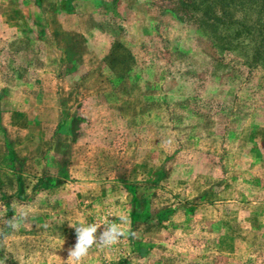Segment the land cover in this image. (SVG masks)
Wrapping results in <instances>:
<instances>
[{"label":"rangeland","instance_id":"1","mask_svg":"<svg viewBox=\"0 0 264 264\" xmlns=\"http://www.w3.org/2000/svg\"><path fill=\"white\" fill-rule=\"evenodd\" d=\"M173 8L0 0V264H66L70 224L121 216L81 264H264V13L233 11L254 41Z\"/></svg>","mask_w":264,"mask_h":264},{"label":"trees","instance_id":"2","mask_svg":"<svg viewBox=\"0 0 264 264\" xmlns=\"http://www.w3.org/2000/svg\"><path fill=\"white\" fill-rule=\"evenodd\" d=\"M172 7V12L181 21L187 20V13L197 14L199 16L200 25H208V27L218 29L225 27L227 30L235 24H241L239 20L233 19V11L236 8L249 10H259L264 13V0H169ZM198 22V23H199ZM210 25V26H209ZM256 25V24H255ZM243 28H249L248 34L251 35L254 41H257L260 36V46H257L255 56L258 62L264 65V22L261 23L258 29L261 33L256 37V33L251 32V28L246 23H242ZM245 30V29H244ZM239 31V30H238ZM256 37V40H255ZM127 264V263H123Z\"/></svg>","mask_w":264,"mask_h":264},{"label":"clouds","instance_id":"3","mask_svg":"<svg viewBox=\"0 0 264 264\" xmlns=\"http://www.w3.org/2000/svg\"><path fill=\"white\" fill-rule=\"evenodd\" d=\"M13 211L15 214L11 218L3 219L2 224L5 228L18 230L27 222L29 213L27 210L17 211L13 209ZM119 220L121 222L119 224L115 221L99 225L96 223H81L79 226L70 224L75 229L76 242L67 250L66 264H81L94 244L111 246L125 236L126 232L122 229L121 224L127 223L128 220L124 216L119 217ZM98 230L100 231L98 232ZM2 234V231H0V235ZM131 236L135 238L136 233L132 232Z\"/></svg>","mask_w":264,"mask_h":264}]
</instances>
